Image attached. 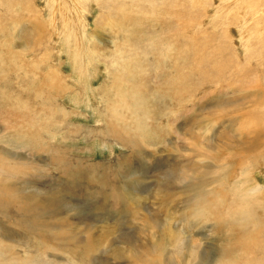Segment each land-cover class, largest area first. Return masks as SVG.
Returning a JSON list of instances; mask_svg holds the SVG:
<instances>
[{
	"label": "rangeland",
	"instance_id": "obj_1",
	"mask_svg": "<svg viewBox=\"0 0 264 264\" xmlns=\"http://www.w3.org/2000/svg\"><path fill=\"white\" fill-rule=\"evenodd\" d=\"M225 1L0 0V264H264V208L226 217L264 199V0Z\"/></svg>",
	"mask_w": 264,
	"mask_h": 264
},
{
	"label": "bare ground",
	"instance_id": "obj_2",
	"mask_svg": "<svg viewBox=\"0 0 264 264\" xmlns=\"http://www.w3.org/2000/svg\"><path fill=\"white\" fill-rule=\"evenodd\" d=\"M227 1V0H226ZM225 1V2H226ZM229 2V1H228ZM223 3V2H222ZM226 4V3H225ZM229 4V3H228ZM243 4V3H242ZM230 5V4H229ZM229 5H227V6H229ZM118 6V5H117ZM226 6V5H225ZM134 8V7H133ZM164 9H166V8H164ZM121 11V10H120ZM74 14H75V12H73ZM76 18V17H75ZM162 22V21H161ZM243 26V25H242ZM172 29V28H171ZM239 35V34H238ZM237 35V36H238ZM178 37V36H177ZM239 42V41H238ZM236 43V42H235ZM164 52V51H163ZM162 52V53H163ZM174 55V54H173ZM167 57V56H166ZM177 57V56H176ZM175 61V60H174ZM82 66H86V68H87V66H88V63L87 62H80V68L82 67ZM97 67V66H96ZM79 68L77 69V73L79 74V75H81V74H84V72H83V70L81 69L80 70V72H79ZM87 70V69H86ZM178 85V84H177ZM258 87V86H257ZM256 87V90L259 92V89H260V86H259V88H257ZM263 87V86H262ZM260 91H261V89H260ZM264 90H262V92H263ZM259 94H260V92H259ZM252 94H248V97L249 96H251ZM259 98H261V100L259 99ZM257 101H255V102H253V103H251L252 105H253V107H254V104H256L257 102H260V101H262L263 99H264V94H263V98L261 97V96H259L258 97V94H257ZM240 105H242V103L240 104ZM251 106V105H250ZM237 107V106H236ZM252 107V106H251ZM238 108H240V106L238 107ZM241 109V108H240ZM236 110V109H235ZM234 111V110H233ZM60 112V111H59ZM63 113V115H65V111H63L62 112ZM133 113V112H132ZM135 113V112H134ZM232 112L230 111V113H228V114H231ZM246 113H247V111H246ZM124 115V114H123ZM233 115V114H232ZM133 116V115H132ZM239 116H241V115H239ZM247 116H249L248 115V113H247ZM123 117V116H122ZM231 117H233V116H231ZM137 118V117H136ZM235 118V117H234ZM241 118V117H240ZM249 118V117H248ZM247 118V119H248ZM131 119H133V118H131ZM229 119V118H228ZM236 119V118H235ZM118 120V119H117ZM126 120V119H125ZM237 120V119H236ZM252 120V119H251ZM123 121V120H122ZM127 121H129V120H127ZM133 122V121H132ZM136 122V121H135ZM130 124H131V122H130ZM252 124H253V122H252ZM125 126V125H124ZM109 132V131H108ZM260 130H259V128H258V125H252V128H251V131H250V134H251V136H249L250 137V139H247L248 140V143L247 144H243V148H244V151H243V154H241L242 155V158L241 157H237V158H234V159H238L239 158V161H237L238 163L239 162H241L242 160H244V157H246L245 155H246V152H250V151H255V150H258V149H260V147H263V145H264V131H261L260 133ZM244 133V132H243ZM242 133V137H243V135L244 134H246V132L243 134ZM247 133H248V131H247ZM247 135V134H246ZM249 135V134H248ZM245 140V139H244ZM1 148V147H0ZM207 148V147H206ZM235 148V147H234ZM236 152V151H235ZM4 155V154H3ZM258 155V154H257ZM250 159V158H249ZM249 159H248V161H249ZM261 159V158H260ZM236 161H232V163H230L229 162V164H228V166H229V168L230 167H232V164L233 163H235ZM244 162V161H243ZM245 163V162H244ZM240 164H242V163H240ZM251 164V163H250ZM227 165V164H226ZM234 165V164H233ZM236 165H238V164H236ZM221 166H222V164H221ZM225 167V166H224ZM209 168H211V170H209V171H212L213 169H212V167L211 166H202V168L200 167V168H194V169H196V171H197V176H198V179H196L195 180V185H194V187H192L191 185H190V187H191V191L189 192V193H193L194 194V196H191V198H189L188 199V201L186 202L187 204H189V203H195L196 202V200H197V198H199V195H202V193L203 194H205V193H207V194H211L210 196L211 197H213V198H216V201H218L219 200V197L211 190V189H209L208 191H204L203 190V188H204V185L207 183L208 185H210V184H212V178H209L208 180H205V177H199V173L202 171V172H205L207 169H209ZM222 168V167H221ZM191 169H192V167H191ZM231 169V168H230ZM229 170V169H228ZM208 172V171H207ZM206 172V173H207ZM247 171H245V174H244V176H242V178H239V182H241V184H242V186H240V185H235L234 187H233V194L231 195V200L228 202L229 203V206H228V211H229V213H227L226 214V217L228 218L229 216H231V214H233L231 217H230V220H231V222L232 221H238L239 222V224H240V226L241 227H243L244 228V226H245V224L247 223V221H248V218L250 219V218H252V216H254L255 215V209H258V208H264V199H260V200H258V201H256V198H257V196L258 195H261V192H259L260 191V189H261V186H259V184L258 183H256V182H253V180H252V178L246 173ZM222 173H224V172H222ZM192 174V173H191ZM220 175H223L224 176V174H221L220 173ZM5 182V181H4ZM248 183L249 184H251V187H247V185H248ZM77 184V183H76ZM75 184V185H76ZM2 186V185H1ZM3 187V186H2ZM189 187V188H190ZM183 189V188H182ZM190 190V189H189ZM3 191V190H2ZM188 192V191H187ZM0 193H1V190H0ZM188 193V194H189ZM186 196V195H185ZM203 196V195H202ZM254 198V199H253ZM203 199H204V196L202 197V201H203ZM221 200V199H220ZM227 201V200H226ZM216 203V202H215ZM220 203V202H219ZM227 203V204H228ZM227 206V205H226ZM206 207V206H205ZM198 208V211L195 213V216H200V214H201V211H202V208H200V207H197ZM226 209V210H227ZM235 209H236V211H235ZM225 210V211H226ZM224 213H226V212H224ZM222 216H223V214H222ZM263 220V219H262ZM220 221V220H219ZM222 221V220H221ZM252 222V221H251ZM256 222V221H255ZM229 224V223H228ZM253 224H254V222H253ZM230 226H231V224H230ZM256 226V225H255ZM246 230V229H245ZM175 231V230H174ZM244 231V230H243ZM241 232V231H240ZM175 233V232H174ZM238 233V232H237ZM237 233H234L235 235L237 234ZM242 233V232H241ZM60 234V233H59ZM257 234H262V236H264V229L263 230H260V231H258L257 232ZM244 235V234H243ZM240 236H241V234H240ZM237 237V236H236ZM245 236H243V238H244ZM241 238H242V236H241ZM246 244V243H245ZM255 245V244H254ZM262 246H263V244H259V245H257L255 248H253V249H249V247L248 246H246L245 247V249H246V252H244V253H248V251H250L252 254H253V252L254 251H261L262 250ZM47 248V247H46ZM46 252V251H45ZM250 253V254H251ZM6 255V254H5ZM0 256H2V255H0ZM5 258V257H4ZM25 260V259H24ZM29 261V260H28ZM10 262H11V260H8L7 261V264H10ZM4 263H6V261L4 260Z\"/></svg>",
	"mask_w": 264,
	"mask_h": 264
}]
</instances>
